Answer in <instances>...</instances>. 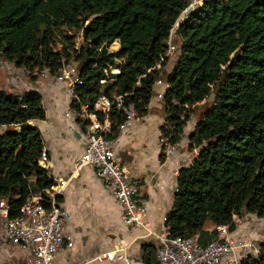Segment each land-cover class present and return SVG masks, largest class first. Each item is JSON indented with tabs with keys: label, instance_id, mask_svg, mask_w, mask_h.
Masks as SVG:
<instances>
[{
	"label": "trees",
	"instance_id": "trees-1",
	"mask_svg": "<svg viewBox=\"0 0 264 264\" xmlns=\"http://www.w3.org/2000/svg\"><path fill=\"white\" fill-rule=\"evenodd\" d=\"M190 1L0 0V57L24 67L30 79L43 72L56 76L65 62L76 64L82 81L71 107L77 110L84 103L93 109L101 94H122L137 116L146 114L157 79L165 77L163 159L166 145L182 138L195 107L215 90L191 138L198 155L179 170L166 220L171 235L198 232L206 244L218 237L219 224L233 230L235 217L247 211L264 216V0H204L176 30L179 53L172 69H153ZM115 40L120 45L112 50ZM110 64L120 71L106 72ZM45 117L38 89L0 87V124L7 126L0 132V199H6L9 217L54 181L40 164L44 137L32 122ZM109 117L114 137L126 114L115 104ZM208 220L213 229L205 226ZM145 247L144 264H161L156 246ZM260 249L242 264H264V240Z\"/></svg>",
	"mask_w": 264,
	"mask_h": 264
},
{
	"label": "crops",
	"instance_id": "crops-1",
	"mask_svg": "<svg viewBox=\"0 0 264 264\" xmlns=\"http://www.w3.org/2000/svg\"><path fill=\"white\" fill-rule=\"evenodd\" d=\"M175 38L178 40L177 34ZM119 45L115 40L111 49L117 50ZM177 53L175 51L171 55L166 66L168 71L172 69L173 57ZM0 87L13 92L38 89L42 94L46 117L32 122L42 131L44 149L47 151L46 168L50 176L54 182L64 180V190L58 199L60 205L69 212L65 227L73 240L72 246H65L57 252L56 262L144 264L145 246H156L157 234L166 225L164 216L173 205L179 170L190 165L198 155L199 147H191V138L204 111L200 117L195 111L192 113L182 138L173 144L172 153L166 152L169 144L166 145V157L163 159L162 126L166 121V108L164 96L160 97L158 92H164L165 95L167 88L164 84H155L156 93L150 100L148 112L136 115L131 123L119 128L118 134L114 136L117 157L129 164L132 175L140 180L138 199L147 209V224L133 226L124 221L122 207L110 183L98 174L96 167L90 164L77 167L86 143V122L78 113L68 114L72 102L68 83L44 72L37 79H30L24 67L0 57ZM6 128V125L0 124V132ZM253 214L247 211L242 216H236L237 226L233 233L237 241L248 239L260 245L264 240V226L258 218L264 216L255 217ZM119 240L125 247L122 258L98 257L117 246ZM237 253L242 258L256 255L249 246L238 247ZM31 256L29 248L9 239L5 220L0 216V264H26Z\"/></svg>",
	"mask_w": 264,
	"mask_h": 264
},
{
	"label": "built area",
	"instance_id": "built-area-1",
	"mask_svg": "<svg viewBox=\"0 0 264 264\" xmlns=\"http://www.w3.org/2000/svg\"><path fill=\"white\" fill-rule=\"evenodd\" d=\"M203 2L204 0H192L184 8L172 28L170 37L173 35L174 29L177 30L181 23L189 17L190 11L202 5ZM182 15L184 17L181 22L179 18ZM175 51H177L176 43H170L167 52L161 54L152 68L160 69L162 72L167 66L166 64L163 67L167 55ZM108 71L118 72L120 67L118 64H110L106 68V72ZM54 77L68 83L71 101L78 99L75 87L82 80L76 64L65 62ZM156 84H164L166 88L169 86V82L163 77H159ZM158 95L163 97L164 92H158ZM123 102L122 94H116L114 98L101 94L93 102V109H89L88 103L82 104L80 110L71 107L68 114L78 113L85 119V122L88 120L85 129L86 143L77 167L85 164L95 166L98 174L110 183L115 197L122 207L124 221L133 226H145L147 224V209L138 199L141 182L132 175L130 165L118 159L115 139L109 137L113 122L109 113L115 104L117 107H123L126 114L125 120L119 126L120 128L131 123L137 115L132 104L124 105ZM96 111L105 113L104 118L100 119ZM173 150V144H169L166 148L168 154L172 153ZM46 159L47 151L43 149L40 163L45 167H47ZM63 190L64 180H61L60 182L53 181L44 190L34 191L21 205L20 214L15 217H9V205L5 198L0 199V216L5 220L6 233L9 239L31 250L32 256L26 264H59L55 260L57 252L65 246L73 245V240L67 234L65 227L69 212L60 205L58 199V195ZM44 200H47L49 205H46ZM164 219L166 222L167 215L164 216ZM217 229L218 237L203 244L198 232L190 237L171 235L166 224L163 230L157 234L158 260L161 264H242L243 258L237 253L238 247H252L256 255L260 252V245L252 240L237 241L229 224H219ZM124 248V243L119 240L117 246L98 257L104 255L111 259L122 258ZM120 250H122L121 253H119ZM13 264L21 263L14 262ZM71 264L86 263L74 262Z\"/></svg>",
	"mask_w": 264,
	"mask_h": 264
},
{
	"label": "rangeland",
	"instance_id": "rangeland-1",
	"mask_svg": "<svg viewBox=\"0 0 264 264\" xmlns=\"http://www.w3.org/2000/svg\"><path fill=\"white\" fill-rule=\"evenodd\" d=\"M192 1V0H191ZM190 1V2H191ZM184 16L182 15L179 19L181 20V22H182V18H183ZM66 32L67 33H69V34H72L73 32H74V29H70L69 27H67V30H66ZM176 34L178 35V33L176 32V29H174V31H173V35L170 37V39H169V44L171 43V44H175L176 43V41H177V39L175 38V36H176ZM74 40L76 41V44L77 45H79V43H80V41L82 40V37H81V33H78V35L74 38ZM180 50V49H179ZM174 52H172L170 55H172ZM178 53H179V51H178ZM178 53H177V55H178ZM177 55H175L174 57H173V60H174V62L176 61V57H177ZM3 58V57H2ZM168 62L169 61H167V64H168ZM216 98V93H215V90H213L210 94H209V96L205 99V101H203L202 103H199L196 107H195V113L200 117V116H202L203 115V111H204V109H206L207 107H208V105H210L211 104V102L214 100ZM257 214L254 212V214H253V216H255V217H257L256 216ZM258 217H260V216H258ZM258 220L259 221H262V224H263V226H264V217H262L261 219L260 218H258ZM205 226L208 228V227H211V226H214V223L212 222V221H210V220H208L207 222H206V224H205ZM260 232H263L262 230H260ZM258 243V242H257Z\"/></svg>",
	"mask_w": 264,
	"mask_h": 264
},
{
	"label": "water",
	"instance_id": "water-1",
	"mask_svg": "<svg viewBox=\"0 0 264 264\" xmlns=\"http://www.w3.org/2000/svg\"><path fill=\"white\" fill-rule=\"evenodd\" d=\"M121 252H122V250L119 251V253H121Z\"/></svg>",
	"mask_w": 264,
	"mask_h": 264
}]
</instances>
